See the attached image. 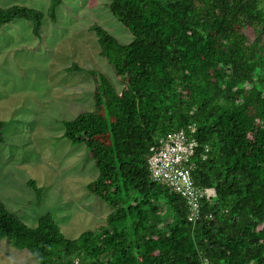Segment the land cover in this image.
<instances>
[{
    "label": "trees",
    "instance_id": "trees-1",
    "mask_svg": "<svg viewBox=\"0 0 264 264\" xmlns=\"http://www.w3.org/2000/svg\"><path fill=\"white\" fill-rule=\"evenodd\" d=\"M261 1L110 0L133 41L122 44L97 24L91 30L125 88L119 93L90 71L95 109L64 122L63 137L85 145L99 172L88 190L114 211L96 232L68 240L52 214L31 228L0 198V240L28 250L37 264H75L74 257L81 264H264ZM62 3L51 0L54 23ZM44 19L26 6L0 7V26L25 20L37 38ZM189 125L199 142L196 185L215 191L196 223L186 200L155 182L148 164L159 137ZM3 129L0 121V145ZM28 187L40 204L43 189L33 180Z\"/></svg>",
    "mask_w": 264,
    "mask_h": 264
},
{
    "label": "rangeland",
    "instance_id": "rangeland-1",
    "mask_svg": "<svg viewBox=\"0 0 264 264\" xmlns=\"http://www.w3.org/2000/svg\"><path fill=\"white\" fill-rule=\"evenodd\" d=\"M62 1L54 23L48 15L51 0H0L5 9L21 5L45 14L40 38L25 20L0 26V121L6 140L0 145V198L29 227L50 213L65 238L77 240L105 226L114 207L88 190L98 169L85 145L72 146L63 137L64 122L95 109L90 71L105 75L119 93L125 88L101 56L91 28L104 27L122 44L131 43L133 35L110 11V0ZM259 7L264 11V1ZM74 64L84 71H68ZM32 180L43 189L40 204L28 187ZM72 261L81 264L76 257ZM0 264L37 263L28 250L5 239Z\"/></svg>",
    "mask_w": 264,
    "mask_h": 264
},
{
    "label": "built area",
    "instance_id": "built-area-1",
    "mask_svg": "<svg viewBox=\"0 0 264 264\" xmlns=\"http://www.w3.org/2000/svg\"><path fill=\"white\" fill-rule=\"evenodd\" d=\"M195 125L169 132L158 138L151 148L148 164L155 182L172 188L182 196L189 209V221L196 223L202 217L204 199L215 197L213 189H202L196 185L193 172L199 142L195 138ZM165 204V202H162Z\"/></svg>",
    "mask_w": 264,
    "mask_h": 264
}]
</instances>
